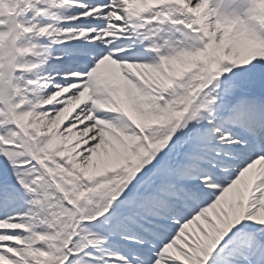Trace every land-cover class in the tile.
<instances>
[{"label":"snow or ice","instance_id":"snow-or-ice-1","mask_svg":"<svg viewBox=\"0 0 264 264\" xmlns=\"http://www.w3.org/2000/svg\"><path fill=\"white\" fill-rule=\"evenodd\" d=\"M0 264H264V0H0Z\"/></svg>","mask_w":264,"mask_h":264}]
</instances>
